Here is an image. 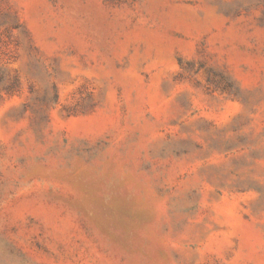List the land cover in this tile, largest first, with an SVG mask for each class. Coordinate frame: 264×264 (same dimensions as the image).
<instances>
[{
  "label": "rangeland",
  "instance_id": "obj_1",
  "mask_svg": "<svg viewBox=\"0 0 264 264\" xmlns=\"http://www.w3.org/2000/svg\"><path fill=\"white\" fill-rule=\"evenodd\" d=\"M0 264H264V0H0Z\"/></svg>",
  "mask_w": 264,
  "mask_h": 264
}]
</instances>
